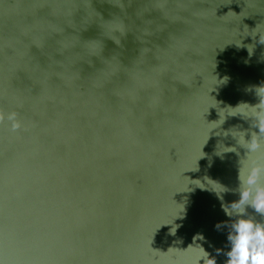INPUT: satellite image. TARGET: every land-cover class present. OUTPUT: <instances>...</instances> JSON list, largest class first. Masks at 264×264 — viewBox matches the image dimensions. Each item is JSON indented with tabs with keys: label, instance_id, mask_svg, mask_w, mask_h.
<instances>
[{
	"label": "water",
	"instance_id": "95a60500",
	"mask_svg": "<svg viewBox=\"0 0 264 264\" xmlns=\"http://www.w3.org/2000/svg\"><path fill=\"white\" fill-rule=\"evenodd\" d=\"M8 3L0 109L24 127L0 124L3 264H190L198 234L211 255L226 250L215 225L227 217L202 182L235 187L239 156L214 155L235 141L206 143L204 113L211 74L228 78L210 93L221 106L258 102L264 0Z\"/></svg>",
	"mask_w": 264,
	"mask_h": 264
},
{
	"label": "clouds",
	"instance_id": "9594fccd",
	"mask_svg": "<svg viewBox=\"0 0 264 264\" xmlns=\"http://www.w3.org/2000/svg\"><path fill=\"white\" fill-rule=\"evenodd\" d=\"M13 10L14 5L8 3V0H0V13L8 14ZM257 35L260 41L261 35L259 33ZM211 78L213 83L208 95L213 98V102L204 113L203 135L206 143L210 136L231 137L235 143L226 145L223 140L218 141L214 155L221 159H224L227 153H236L239 156L235 187L226 186L218 181H214V185H209L207 181L202 182L205 185L203 189L213 193L219 200L221 210L227 217V220L215 225L217 231L227 230L226 250L216 249V256L222 254L226 258L225 264H264V83L248 89L254 92L257 98L258 102L255 104L240 102L236 106H221V102H218L210 93L226 84L228 78H218L212 74ZM210 109L216 110L218 119L214 121L206 119ZM232 117H239L248 122L249 127L244 129L234 126L224 129L223 125ZM5 122L8 123L12 133L24 127L16 111L5 112L0 109V124ZM240 149L244 150L243 155L240 154ZM204 155L198 156L195 163L197 164ZM189 185L199 187L189 182L187 187L190 191L187 192L193 191ZM227 195L235 198L226 200ZM185 215L184 205L183 209L178 210L172 223L168 225L179 227L180 225L175 224L174 221L183 219ZM175 232L170 234L175 235ZM204 239L203 235L198 234L193 244L184 249L193 252L190 264H217L216 256L206 251L202 243H197ZM0 264H3V260H0Z\"/></svg>",
	"mask_w": 264,
	"mask_h": 264
}]
</instances>
